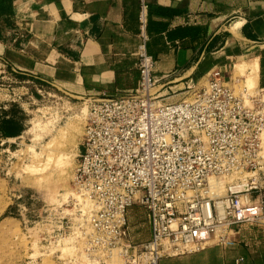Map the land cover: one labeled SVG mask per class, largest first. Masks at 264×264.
<instances>
[{
	"label": "built area",
	"instance_id": "built-area-1",
	"mask_svg": "<svg viewBox=\"0 0 264 264\" xmlns=\"http://www.w3.org/2000/svg\"><path fill=\"white\" fill-rule=\"evenodd\" d=\"M147 7L141 0L138 87L82 98L88 111L67 203L74 212L44 210L54 232L46 241L77 228L90 259L117 252L125 264H159L210 241H237L245 223L264 224V91L237 93L213 70L202 86H188L190 97L165 102L166 84L159 86L147 51ZM213 176L229 178L222 197L211 194ZM135 204L146 208L152 230L140 243L128 223Z\"/></svg>",
	"mask_w": 264,
	"mask_h": 264
},
{
	"label": "crops",
	"instance_id": "crops-1",
	"mask_svg": "<svg viewBox=\"0 0 264 264\" xmlns=\"http://www.w3.org/2000/svg\"><path fill=\"white\" fill-rule=\"evenodd\" d=\"M145 2L147 51L156 60V75L162 79L159 86L166 84L165 102L190 97L188 86H202L204 80H198L210 71L220 70L230 77L240 62L253 61L249 72L257 67L255 87L264 91V0ZM6 3V11L0 10V67L58 86L76 98L113 97L138 87L141 0ZM17 137L14 133L5 138ZM10 196L21 195L0 189L4 198L0 202V264H29L37 258L39 240L32 228L25 231L23 217L4 215L13 209L12 201L2 204L7 197L12 200ZM46 219L37 223L43 230L41 242L54 233L51 225L43 228ZM128 223L135 242L150 240L146 208H132ZM73 230L74 238L60 248L56 264H113L103 255L84 258L79 231ZM236 237L237 241H210L196 252L163 257L159 264H264V224L245 223Z\"/></svg>",
	"mask_w": 264,
	"mask_h": 264
},
{
	"label": "rangeland",
	"instance_id": "rangeland-1",
	"mask_svg": "<svg viewBox=\"0 0 264 264\" xmlns=\"http://www.w3.org/2000/svg\"><path fill=\"white\" fill-rule=\"evenodd\" d=\"M1 9L2 12L7 9L5 0H0ZM252 62H240L245 63V75L236 74V66L235 72L225 77L237 93L247 90V93L254 94L257 90L255 82L248 78ZM87 107L84 99L71 96L58 86L28 80L14 75L7 67H0V180L5 181V185L0 184V189H13V193L21 195L19 198L10 196L12 200L7 197L2 204L13 202V209H9L5 216L25 218L26 215L31 221L29 227L39 240L35 247V264H56L54 258L60 248L64 243L69 246L74 238L69 230L64 239L54 237L51 244L46 240L41 242L43 230L37 223L47 216L46 208L63 205L65 214L74 212L67 203L72 195L74 172L81 152ZM3 132L16 133L18 137L7 141ZM63 150L70 154V161L56 166L55 157ZM49 156L51 160H48ZM228 182L226 177L213 178L211 184L218 194L223 195ZM139 206L130 207L128 215L132 214V208ZM24 207L27 211L22 212ZM23 228L28 230L24 224ZM79 239L83 241L82 253L87 259L85 241L80 232ZM100 255L107 256V253L100 252ZM108 258L113 264H125L117 252Z\"/></svg>",
	"mask_w": 264,
	"mask_h": 264
},
{
	"label": "bare ground",
	"instance_id": "bare-ground-1",
	"mask_svg": "<svg viewBox=\"0 0 264 264\" xmlns=\"http://www.w3.org/2000/svg\"><path fill=\"white\" fill-rule=\"evenodd\" d=\"M257 65V64H256ZM238 68H237V73L236 74H239V75H241V76H243V75H245L246 74V66H245V64H241V65H239V66H237ZM256 69H257V67L254 65L253 67H252V69L250 70V72H248V78H249V80L251 81V82H254L255 80V75H256ZM253 85V84H252ZM254 85H255V83H254ZM71 132V131H70ZM70 135V134H69ZM53 158V157H52ZM48 160H51V157L49 156V158H48ZM68 161H70V154L67 152V151H65V150H63L62 152H59L58 153V155L55 157V164H56V166H63L64 164H66ZM44 169V168H43ZM45 170V169H44ZM213 178H217V179H219V178H222V177H216V176H213V177H210V180H209V184H210V186H211V190H212V192H211V194H214V195H212V196H216V195H218L219 197H222L223 195H220V194H218L217 193V191H216V188L214 187V186H212V184H211V181H212V179ZM243 188V187H242ZM72 193H73V189H72ZM79 231V230H78ZM121 257V256H120Z\"/></svg>",
	"mask_w": 264,
	"mask_h": 264
},
{
	"label": "trees",
	"instance_id": "trees-1",
	"mask_svg": "<svg viewBox=\"0 0 264 264\" xmlns=\"http://www.w3.org/2000/svg\"><path fill=\"white\" fill-rule=\"evenodd\" d=\"M10 132L8 133V132H3V136H5V137H8V136H10Z\"/></svg>",
	"mask_w": 264,
	"mask_h": 264
}]
</instances>
